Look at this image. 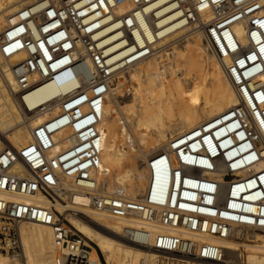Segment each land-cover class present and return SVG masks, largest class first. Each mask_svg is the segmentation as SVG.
Instances as JSON below:
<instances>
[{
	"label": "built area",
	"instance_id": "2783aa9c",
	"mask_svg": "<svg viewBox=\"0 0 264 264\" xmlns=\"http://www.w3.org/2000/svg\"><path fill=\"white\" fill-rule=\"evenodd\" d=\"M15 16L0 28V58L15 80L16 100L48 119L22 149L0 136V192L68 204L64 185L71 179L96 211L173 231L126 228L130 242L196 262L226 264L220 246L183 232L223 239L264 232V0H28ZM182 29L201 35L240 103L152 154L145 163L151 185L139 196L120 186L107 191L102 123L114 82L163 56L169 47L161 43ZM48 83L58 94L30 107L27 98ZM162 175L166 186L158 192ZM31 222L53 229L51 264H96L92 243L62 213L3 197L0 252L19 257L21 226Z\"/></svg>",
	"mask_w": 264,
	"mask_h": 264
},
{
	"label": "bare ground",
	"instance_id": "6f19581e",
	"mask_svg": "<svg viewBox=\"0 0 264 264\" xmlns=\"http://www.w3.org/2000/svg\"><path fill=\"white\" fill-rule=\"evenodd\" d=\"M27 4L28 0H0L4 11L0 16V28L9 21L14 22L17 10ZM234 29L240 38H244L243 25ZM183 41L187 43L182 46L179 43ZM162 43L169 47L163 56L149 59L116 78L104 107L102 164L110 174L102 176L103 187L111 191L120 186L131 198L139 196L151 185L145 163L152 154L164 149L176 137L240 103L231 82L201 35L187 34V30L182 29L170 34ZM201 49L207 54L204 55ZM7 67L0 58V135L3 134L4 140L14 147L22 149L33 141V130L44 124L48 116L30 113L16 100L13 95L15 80ZM120 91L128 96V99L123 97L126 99L123 102L119 101V96L117 99ZM58 92L56 86L48 83L29 96L27 102L32 107ZM165 186L162 175L156 180L155 187L161 192ZM64 191L70 195L68 204L58 198L52 201L44 194L25 197L0 192V197L53 208L62 213L71 228L92 243L96 264H211L141 248L124 237L126 228H145L154 233L173 231L142 217L119 219L96 211L91 206L90 195L77 188L71 179L66 180ZM73 212L83 216H75ZM21 233L22 255L10 257L0 253V264H51L54 261L57 248L51 225L24 223ZM182 234L220 246L224 256L228 255L226 257L234 256L242 246L245 263L264 264V232L243 244L236 240L242 236L240 231L224 239Z\"/></svg>",
	"mask_w": 264,
	"mask_h": 264
},
{
	"label": "rangeland",
	"instance_id": "374dc122",
	"mask_svg": "<svg viewBox=\"0 0 264 264\" xmlns=\"http://www.w3.org/2000/svg\"><path fill=\"white\" fill-rule=\"evenodd\" d=\"M183 42H184V44H183ZM183 42H180L179 44L180 45H185L187 42L186 41H183ZM202 51V53L204 54V55H206L207 54V52L205 51V50H203V49H201ZM209 54V53H208ZM211 56V55H210ZM123 91H120L119 93H118V95H117V99L119 100V98H120V102H123V101H125L126 99H124L123 97H125L126 98V96L127 95H125V94H121ZM124 93V92H123ZM118 96H119V98H118ZM127 99H128V96H127ZM2 135V137H4V135L3 134H1ZM0 135V136H1ZM72 230L75 232V229H73L72 228ZM243 236V237H242ZM242 236L241 237H239V238H237L236 240L238 241V242H240V243H249L251 240H253L252 239V237H250V236H247V235H244V234H242ZM1 253V252H0ZM95 253V252H94ZM1 254H4V253H1ZM242 254V255H241ZM6 255V254H5ZM22 255V254H21ZM234 256H229V257H226V256H228V255H226L225 254V260L226 261H228V262H226V264H247V263H245L244 262V248L242 247V246H240V249H239V251H236V252H234V254H233ZM8 256H10V255H8ZM95 256H96V254H95ZM94 256V257H95ZM239 256H240V258H239ZM242 256V257H241ZM11 257V256H10ZM13 257V256H12ZM231 257V258H230ZM227 258H229V259H227Z\"/></svg>",
	"mask_w": 264,
	"mask_h": 264
}]
</instances>
